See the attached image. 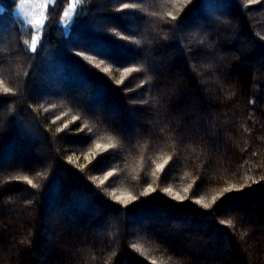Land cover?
Masks as SVG:
<instances>
[{
	"label": "trees",
	"instance_id": "obj_1",
	"mask_svg": "<svg viewBox=\"0 0 264 264\" xmlns=\"http://www.w3.org/2000/svg\"><path fill=\"white\" fill-rule=\"evenodd\" d=\"M71 2L49 6L33 52L20 0H0L3 264H264V0H76L66 30ZM196 33L206 44L190 41ZM154 96L163 107L141 102ZM97 140L119 155L104 172L81 171ZM107 171L104 185L90 178Z\"/></svg>",
	"mask_w": 264,
	"mask_h": 264
},
{
	"label": "snow or ice",
	"instance_id": "obj_2",
	"mask_svg": "<svg viewBox=\"0 0 264 264\" xmlns=\"http://www.w3.org/2000/svg\"><path fill=\"white\" fill-rule=\"evenodd\" d=\"M258 2V0H249V4H253V3H256ZM129 5L125 4V7H128ZM20 7L23 8L25 7V5L23 3L20 4ZM76 7L75 5V2L71 3L69 5V8L64 12V17L67 18L70 16L72 10ZM168 16L171 18V20H176L177 17L175 15H173L171 12L168 13ZM34 23L36 24H42L43 23V20H35L33 21ZM217 22L218 23H223V24H228L230 23V21L228 20H221L220 18H217ZM165 38H167V36H165ZM190 41L194 44H197V45H204L206 44V40H207V36L206 34H203L201 35L200 33H196V34H192L190 35L189 37ZM261 40H264V36H261L260 37ZM38 40H39V37L34 35L32 37V40H31V50L33 52L36 51L37 49V43H38ZM27 43V42H25ZM136 44H139L140 41H136L135 42ZM187 47V46H186ZM4 49L0 48V51H3ZM87 51L89 52H92L94 53L95 55H98L104 59H108L110 60L113 64H115V66L119 69L120 67H122V65L116 61V58L114 56L111 55V53H109L108 51H106L103 47L101 46H97V45H93V46H90L87 48ZM80 55H82V53H78ZM92 57L89 56L88 57V60H91ZM104 59H101L100 63L99 64H95L94 66L97 68V69H100V65L103 64L104 62ZM193 70L198 72V73H201L203 74L204 72V66H200L198 67L196 64H193ZM208 68H211L212 66L211 65H207ZM103 72L105 74H107L108 72L111 71V68L109 67H105L102 69ZM139 71V69L137 68H134V67H124L123 69V76L124 77H127L128 75H130L131 73L133 72H137ZM147 79L149 80V82H151L152 80V77L151 76H148ZM118 84L120 83H123V79L120 80V81H117ZM205 83H207V81H205ZM4 92L5 93H8L10 92V89L9 88H4ZM231 95H234V93H231L227 98H231ZM141 102L143 103H149L153 106H157V107H163V103H162V99L159 98V97H152L149 101H144L143 98L141 97ZM59 119V117H58ZM77 118H73V123L75 122ZM68 127V124H64V128H67ZM166 127H163L161 128V132H165L166 130ZM62 130V129H61ZM79 131H83V129H79ZM244 131L245 132H248L250 131L248 128H244ZM92 130L89 129L88 130V133H91ZM88 133H86V137L87 139L85 140V145H88L89 143H92V135H89ZM177 139L176 137H172V136H167L165 137V142H171L173 145L176 144L177 142ZM117 144L116 143H113V142H108V143H102L100 142L99 140L95 141L94 144L92 145V147H89L87 152L84 154V159L86 161L85 164H82L80 165V169L81 171L84 170V168H86L89 164L92 165V168L90 169V171H100V172H104V170L106 168H108L110 166V161H114L115 158L119 155L118 152L116 151H110V150H114V149H117ZM104 153H109V155L105 156ZM252 155H256V153H252ZM77 159H79V157H77ZM172 160V156H168L166 159L163 160L162 163H159L156 165V172H163L165 167L169 164V162ZM94 162V163H93ZM115 175V172L114 171H107L105 172V174L103 175V178H99V177H90L91 179H93V181L95 180H99V184L97 185L98 187L101 186V185H104L106 181L109 180L110 177L114 176ZM153 175H155V172L153 173ZM27 183L29 185H31L33 188H36L37 185L36 184H33V181L30 180V179H27V177L24 178ZM261 179H264V176L261 177ZM145 183H147V179L145 178ZM111 186V185H109ZM192 187V185H189L188 188H185L184 191L185 193H187L189 191V189ZM201 187H203V185H201ZM233 190H239V189H234V188H224L223 189V193H226V192H231ZM152 191H155V189L151 188V186H149V189L147 192L145 193H142V195H147L148 193L152 192ZM164 191L166 193H172V189L171 188H166L164 189ZM223 193H220V195L222 196ZM34 194V193H33ZM112 195L115 197V200L121 204H124V205H127L130 201H134L136 200V197L133 196L131 193L127 194V197L125 196H117L115 192L112 193ZM175 199L177 200H184L186 199L187 197L186 196H181L179 193H176L175 196H174ZM219 197L218 196H213L212 197V203H215V201L218 199ZM196 204H199V205H202L203 208L205 209H208L210 207V204L209 203H206L205 202V199L204 198H200V199H197L194 201ZM225 221L221 220L220 223H224ZM229 223H232L231 221H229ZM116 225H113V228L116 229ZM113 235H115V232L112 233ZM248 230H244V231H240L239 232V241L243 244H248V241L246 240V237L248 236ZM21 243H23V241H21ZM132 248L136 251H140V248H139V245L136 244V243H133L132 245ZM0 256H2V253H0ZM94 259V257H93ZM0 264H3V261L2 259H0ZM151 264H156V261L153 260L151 262ZM174 264H176V262H174Z\"/></svg>",
	"mask_w": 264,
	"mask_h": 264
},
{
	"label": "rangeland",
	"instance_id": "obj_3",
	"mask_svg": "<svg viewBox=\"0 0 264 264\" xmlns=\"http://www.w3.org/2000/svg\"><path fill=\"white\" fill-rule=\"evenodd\" d=\"M75 2L77 5L76 0H72L71 3ZM23 3L25 7L21 8L20 4ZM54 3V0H20L16 15L20 19H22L32 30L33 36L36 35L41 38L42 30L46 24L48 18V9ZM76 7L72 10L69 17L62 19V26L68 30L73 19ZM43 20L42 24H36L33 21L35 20ZM32 36V37H33ZM38 40V42H39ZM38 44V43H37ZM31 45V42H30Z\"/></svg>",
	"mask_w": 264,
	"mask_h": 264
}]
</instances>
